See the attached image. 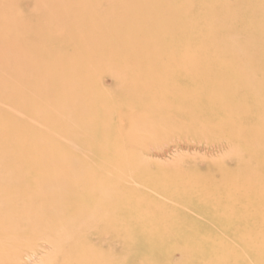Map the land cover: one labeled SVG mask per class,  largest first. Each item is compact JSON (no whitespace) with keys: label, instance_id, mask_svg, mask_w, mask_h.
Masks as SVG:
<instances>
[{"label":"bare ground","instance_id":"bare-ground-1","mask_svg":"<svg viewBox=\"0 0 264 264\" xmlns=\"http://www.w3.org/2000/svg\"><path fill=\"white\" fill-rule=\"evenodd\" d=\"M0 264H264V0H0Z\"/></svg>","mask_w":264,"mask_h":264},{"label":"rangeland","instance_id":"rangeland-1","mask_svg":"<svg viewBox=\"0 0 264 264\" xmlns=\"http://www.w3.org/2000/svg\"><path fill=\"white\" fill-rule=\"evenodd\" d=\"M173 141L174 140L168 141L167 143H165L166 145H157L156 142L149 143L153 148V152H151L149 155H145V158L150 161H157L163 165L171 167L176 166L177 164L180 165V163H182L184 160H199V172L203 174L207 172V170L204 169L206 167V163L204 160L208 157H212V159H217L218 157H220V154H211L210 152H208V150H206V144L192 142L191 147L184 148L183 146L179 147L177 145L178 143L176 141ZM186 169L189 171H193L195 170V167H187Z\"/></svg>","mask_w":264,"mask_h":264}]
</instances>
